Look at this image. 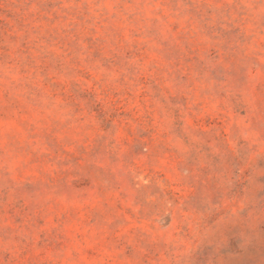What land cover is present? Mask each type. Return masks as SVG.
I'll return each instance as SVG.
<instances>
[{"label": "rangeland", "instance_id": "obj_1", "mask_svg": "<svg viewBox=\"0 0 264 264\" xmlns=\"http://www.w3.org/2000/svg\"><path fill=\"white\" fill-rule=\"evenodd\" d=\"M0 264H264V0H0Z\"/></svg>", "mask_w": 264, "mask_h": 264}]
</instances>
